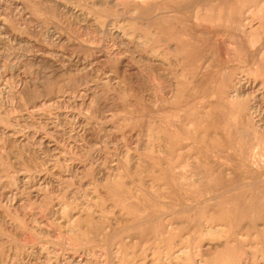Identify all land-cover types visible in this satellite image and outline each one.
<instances>
[{"label": "rangeland", "instance_id": "rangeland-1", "mask_svg": "<svg viewBox=\"0 0 264 264\" xmlns=\"http://www.w3.org/2000/svg\"><path fill=\"white\" fill-rule=\"evenodd\" d=\"M0 264H264V0H0Z\"/></svg>", "mask_w": 264, "mask_h": 264}, {"label": "bare ground", "instance_id": "bare-ground-1", "mask_svg": "<svg viewBox=\"0 0 264 264\" xmlns=\"http://www.w3.org/2000/svg\"><path fill=\"white\" fill-rule=\"evenodd\" d=\"M20 91H21V89H20ZM90 107V106H89ZM253 185V184H252ZM237 189V188H236ZM78 216V215H77Z\"/></svg>", "mask_w": 264, "mask_h": 264}]
</instances>
